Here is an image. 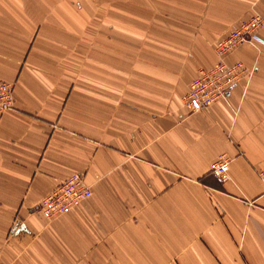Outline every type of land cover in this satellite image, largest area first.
Listing matches in <instances>:
<instances>
[{
    "label": "crops",
    "instance_id": "crops-1",
    "mask_svg": "<svg viewBox=\"0 0 264 264\" xmlns=\"http://www.w3.org/2000/svg\"><path fill=\"white\" fill-rule=\"evenodd\" d=\"M264 0H0V264H264V45L190 111L216 39ZM264 39V26L257 29ZM225 154L226 177L210 171ZM72 172L90 187L48 220Z\"/></svg>",
    "mask_w": 264,
    "mask_h": 264
},
{
    "label": "built area",
    "instance_id": "built-area-1",
    "mask_svg": "<svg viewBox=\"0 0 264 264\" xmlns=\"http://www.w3.org/2000/svg\"><path fill=\"white\" fill-rule=\"evenodd\" d=\"M264 26V13L253 14L236 20L225 35L216 39L212 45L217 60L209 68H201L190 79L188 88L183 94L184 104L190 111H196L217 98L224 99L233 85L248 70L240 61L226 63L219 57L228 53L242 42H255L264 45V39L258 36L257 29ZM13 85L6 80H0V113L12 106ZM229 158L220 154L210 166V171L218 177H226ZM262 183L261 195L264 196V161L255 168ZM90 195V187L78 172H72L43 195L36 209L48 220L68 212Z\"/></svg>",
    "mask_w": 264,
    "mask_h": 264
}]
</instances>
